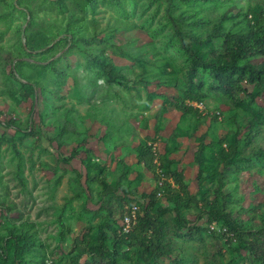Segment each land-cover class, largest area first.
<instances>
[{"label":"rangeland","instance_id":"rangeland-1","mask_svg":"<svg viewBox=\"0 0 264 264\" xmlns=\"http://www.w3.org/2000/svg\"><path fill=\"white\" fill-rule=\"evenodd\" d=\"M263 2L0 0V264H93L102 222L111 248V231L121 234V222L133 228L144 215L141 193L155 181L137 163L135 147L146 136L153 150L175 160L171 168L183 171L197 199L180 208L183 223L171 202L160 196L154 202L163 228L158 264H264V82H248L238 68L233 76L243 75L246 91L236 96L207 69L190 80V60L176 34L193 44L191 37L204 38L218 21L224 31L245 32L244 14ZM223 47L220 37L199 43L202 53ZM93 56L126 80L107 81ZM244 60L257 65L264 56ZM188 90L202 101L187 104L216 114L215 122L195 125L191 114L175 109ZM179 125L186 131L178 133ZM202 133L208 155L218 154L222 137L226 149L238 140V153L227 165L214 163V177L198 188L193 153ZM87 159L113 191L87 179ZM203 192L253 228L230 237L206 214L214 207L202 204ZM193 225L200 229L195 236ZM11 228L28 236L14 258ZM137 260V250L121 243L119 264Z\"/></svg>","mask_w":264,"mask_h":264},{"label":"trees","instance_id":"trees-1","mask_svg":"<svg viewBox=\"0 0 264 264\" xmlns=\"http://www.w3.org/2000/svg\"><path fill=\"white\" fill-rule=\"evenodd\" d=\"M171 1V0H169ZM253 12V14H252ZM246 20V31L245 32H231L224 31L220 21L214 24L211 31L208 32L204 38L191 37V42H187L185 36L180 31L176 30L177 37L180 41L182 50L187 54L190 60V67L188 75L190 80H194L198 76V69H207L211 76L219 83L220 87H223L230 93L238 96L241 92L246 90L241 86L243 81V75L238 74L235 78L233 72L241 68L247 72L248 82H264V60L261 64H253L251 62L243 61V59L251 54H259L264 56V2L260 5H256L251 11L244 14ZM197 25L202 22L196 20ZM220 37L223 40V51L216 52L213 49L207 53H202L199 49V43L203 40L209 43L213 38ZM67 40H70L68 38ZM35 42V41H34ZM198 45V46H197ZM92 61L100 69L101 73L105 76L109 82H118L126 80V77L119 71H115L111 64L104 62L101 57H92ZM171 66V63L167 64ZM241 65V66H239ZM201 96L198 93H194L191 90L182 97L176 100L175 109H177L181 116L184 114H191L195 125L201 120L210 119L212 122L218 119V116L213 113L198 110L186 101H202ZM163 108H166V101L163 103ZM193 128H196L193 127ZM247 137L251 139L255 133L252 124L247 125ZM178 133L186 131V128L181 129V126H176ZM150 138L145 137L135 147L136 161L139 165H142L146 169L155 181V187L149 192H142L141 195L144 197L145 208L144 215L139 219L137 225L130 228L128 232L122 231L123 222H121V234L115 231H111L112 235L116 238V241L111 248H108L106 241L108 234L104 230L105 223L102 222L97 230L98 242L95 247L90 251V261L93 264H119V256L121 254V243H127L128 246L134 247L139 255V260L136 264H142L145 262H151L152 264H158L161 249L163 247V228L161 223V217L156 210L153 209V204L156 199L160 196L165 200L171 202L174 205L173 212L178 220L182 223L180 216V208L183 206H190L197 203V199L189 193V188L186 183V177L182 170L171 168L175 160L169 158L167 154H158L152 149L150 144ZM206 134L202 133L198 136L197 148L194 151V162L197 166L196 172V185L198 188L202 187V181L207 178L211 180L214 177L211 173L216 171L218 163L227 165L230 163L238 153V140H235L226 149L222 145L225 142V137L218 139L220 149L218 154L208 155L205 152L207 146ZM82 165L89 172L87 179L98 183L102 186L103 191L109 193L115 189L112 184H107L100 176V171L95 170L96 164L90 159L83 160ZM209 166H212L209 170ZM92 171V172H91ZM132 195H136L138 190L132 188L129 190ZM202 204L214 207L206 212V214L214 220L222 223L226 228L227 234L234 238L239 236L243 231L253 228L252 224L249 226L238 223L232 218L231 214L227 212L223 207L219 206L218 198L209 200V196L206 192L202 193L200 198ZM123 221V220H122ZM200 231L199 227L193 225L189 230L191 236L197 235ZM8 236L12 239L13 247V258L17 255L18 250L15 246L19 244V247H25V240L28 238L25 231L21 228V231L9 229ZM33 240H30L32 243ZM21 248V247H20ZM22 254V249L20 250ZM264 257V253L261 254ZM70 264H83L78 261H72Z\"/></svg>","mask_w":264,"mask_h":264},{"label":"built area","instance_id":"built-area-1","mask_svg":"<svg viewBox=\"0 0 264 264\" xmlns=\"http://www.w3.org/2000/svg\"><path fill=\"white\" fill-rule=\"evenodd\" d=\"M194 105H196V106H198L200 108L202 107V103L201 102H199V103L195 102ZM129 229L130 228H129V226L127 224L123 226V231L124 232H128ZM47 264H51V263L50 262H47Z\"/></svg>","mask_w":264,"mask_h":264}]
</instances>
